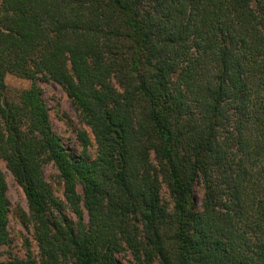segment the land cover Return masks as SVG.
<instances>
[{
    "label": "trees",
    "instance_id": "trees-1",
    "mask_svg": "<svg viewBox=\"0 0 264 264\" xmlns=\"http://www.w3.org/2000/svg\"><path fill=\"white\" fill-rule=\"evenodd\" d=\"M39 79L65 92L94 159L85 132L65 150ZM0 159L38 264H264V0H1ZM7 191L0 167V244Z\"/></svg>",
    "mask_w": 264,
    "mask_h": 264
},
{
    "label": "rangeland",
    "instance_id": "rangeland-1",
    "mask_svg": "<svg viewBox=\"0 0 264 264\" xmlns=\"http://www.w3.org/2000/svg\"><path fill=\"white\" fill-rule=\"evenodd\" d=\"M1 3V0H0ZM6 85L14 95L27 91L30 81L8 72L5 78ZM38 85L42 89V97L48 108L52 130L61 140L65 150L72 155H79L82 151L79 142V135L85 132L90 137L91 145L88 148L90 159L96 156V147L91 137L90 130L81 120L78 112L72 106L65 92L56 84L38 80ZM0 167L4 172L8 191L7 197L10 202V213L8 218V240L0 244V262L10 263L15 259L26 260L28 250L37 263V249L32 238V227L28 222V211L25 197L21 188L15 183L10 173L5 168V163L0 159ZM45 181L50 185L54 194L63 199V186L58 177L55 167L49 163L43 168ZM202 195L201 186L195 187V201L200 203ZM162 197L167 200L166 194L162 191ZM168 202V201H167ZM119 264H134L128 253L120 254Z\"/></svg>",
    "mask_w": 264,
    "mask_h": 264
}]
</instances>
